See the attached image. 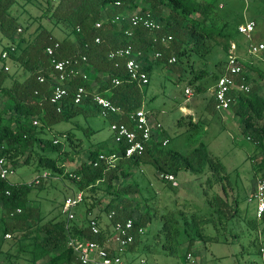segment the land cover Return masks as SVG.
<instances>
[{
    "label": "trees",
    "instance_id": "1",
    "mask_svg": "<svg viewBox=\"0 0 264 264\" xmlns=\"http://www.w3.org/2000/svg\"><path fill=\"white\" fill-rule=\"evenodd\" d=\"M43 1L45 7L42 15L35 20L39 23L36 27L37 36L23 37V34H20L19 38L23 45L21 47L18 45L15 51L9 54V58L13 61V71L8 73L3 70V66L0 67V97L3 102L0 108V157H4L12 168L20 164H29L34 157L37 170H48L52 174L64 175L71 179L76 191L83 193L82 203L87 206V216L92 213L90 210L94 206L102 204L105 200L102 209L106 213L104 227L101 217L98 214L94 215L99 221L100 240L111 234L115 222L131 218L134 242L127 249L137 243L138 235L157 217L154 208L148 205L147 197L141 196L138 199L132 195L136 190L139 191V186L137 181L128 183L126 180L135 170L141 164H149L162 181L175 187L163 176L170 174L175 178L180 170L201 174L208 168L210 171L206 177L208 187L220 184L223 194L215 192L207 195L206 202L210 207L208 212L192 209L188 201L179 203L181 208L178 211L168 209L161 214L162 221L156 235L162 237L161 247L169 255L176 254L183 243H186V251H188L195 242L217 241L220 238L219 232L231 230L229 222L238 214L239 204L236 196L230 200L227 195L226 183L229 182V177L225 173L224 165L208 153L203 142L199 143L192 154L185 155L178 151L167 150L165 148L167 144H162L163 139L160 138L161 132H159L156 138L146 144L142 153L122 157L115 166H108L103 161L97 165L93 162L99 153H123L124 144L89 148L85 161L80 158L78 152H75L73 157L64 159L61 156L65 152L63 143L55 137H62L69 145H73V133L56 130V136L48 137L47 131L59 121H69L77 115L86 117L99 113L90 96L78 104L73 103L72 99L75 87L83 85L89 88L94 80L102 83L98 92L125 111L141 107L140 87L147 83L138 85L128 78L123 67L115 68L112 60L106 57L110 49L131 44L135 50L141 51L145 58L147 54L157 50L161 52V56L154 58L153 62L173 66L183 56L188 58L192 54L205 56L211 50V44L208 43L211 37L218 35L230 38L234 31L227 29L224 21L217 23L216 20L220 17L214 13L212 4L204 0H142L145 5L140 11H149L153 20L160 25V29L150 31L138 27L131 40H128L123 33L127 26L126 22L114 23L113 17L117 13L127 11L128 8L137 7V0ZM116 1L120 5L110 8L109 6ZM14 3L15 0H0V31L12 41L18 37L15 35L18 25L23 24L11 11ZM105 17L107 19L103 21L101 27L96 28L95 22ZM43 22L59 27L67 26L72 31L74 40L70 39L68 34L61 40L54 38ZM27 28L24 26L25 30ZM164 34L172 35L167 46H163L157 40ZM96 36L100 38L98 43L94 41ZM154 36L157 37L156 40ZM50 38L59 42L60 46L55 53L57 58L76 60L86 73L85 79L80 75L70 74L68 80L71 89L63 101L60 112L56 111L54 105L49 102L55 73L44 48ZM85 44L87 48L84 47ZM230 44L229 41L223 44L222 50L227 56ZM80 53L87 55L85 62L79 59ZM171 56L175 57L174 62L168 61ZM227 56L225 60L219 59L215 62L216 71L211 72L215 83L225 73ZM153 62L144 66L148 76ZM241 62L245 69L243 75L237 77L238 82L249 85V90H234L229 108L238 118L245 139L262 155L261 161L255 166V173L264 177V173H258L264 168V96L260 94L258 86L250 85L247 71L251 69L257 71L262 76L263 83L264 72L244 64L242 60ZM20 69L22 75L15 77L14 74ZM204 74H207L206 71H202L199 76ZM40 75L44 77L43 82L39 81ZM99 76L105 79L102 80ZM114 77L120 79V84L114 85L111 82ZM195 90L199 93L202 86H198ZM106 118L110 122L120 119L116 115H108ZM34 119L37 121L35 124ZM52 154H57V157ZM119 178L122 180L121 183L116 181ZM6 189L10 190L9 195L4 192ZM30 190V184H11L6 179L0 178V235L3 240L11 241L4 254L11 257L9 249L17 246L15 256H24V259L31 264H37L39 261L42 264H82L67 244L65 218L53 217L41 222L42 217L37 215L36 207L31 205L28 198ZM142 204H146V210L136 215L135 211ZM16 208H20V212L10 216L9 213ZM112 210L114 216L108 218L107 214ZM87 216H85L86 220L81 216H75L71 220L69 233L72 236L93 238L86 227ZM260 219L264 221V217ZM210 221L216 229L215 236L205 233V226ZM5 232L11 233L9 239L3 238ZM186 253L185 257L189 252Z\"/></svg>",
    "mask_w": 264,
    "mask_h": 264
},
{
    "label": "rangeland",
    "instance_id": "2",
    "mask_svg": "<svg viewBox=\"0 0 264 264\" xmlns=\"http://www.w3.org/2000/svg\"><path fill=\"white\" fill-rule=\"evenodd\" d=\"M204 1L210 2L214 13L220 17L216 20L217 23L224 21L225 27L233 30L234 34L230 38L214 35L208 40L211 44L208 54L205 56L192 54L189 58L183 56L173 66L156 64L151 58V52L147 54L145 62L146 64L153 62V66L147 84L140 87L141 106L149 112L152 121L160 124V138L168 140L165 146L167 150L190 155L199 143L203 142L208 153L224 165L225 173L229 177V182L226 183L227 195L230 200L236 196L239 212L229 222L231 230L219 232L220 238L217 241L195 242L188 251L186 243H183L176 254H166L161 247L162 237L156 235L162 221L161 214L168 209L178 211L181 208L179 203L182 204L184 201H188L194 210L208 212L210 207L206 202L207 195L215 192L223 194L222 189L220 184L208 187L206 183V177L210 174L208 168L201 174L180 170L175 177L177 185L172 187L161 180L151 165L141 164L126 181L128 183L137 181L139 191L136 190L132 195L138 199L141 196L147 197L148 205L154 208L157 217L138 235L137 243L124 253L125 264H264L259 251L261 246L264 248V221L255 217V203L248 200L257 178L255 166L261 161L262 155L245 139L242 126L231 108L227 112L215 109L213 100L215 80L211 75V72L216 71L215 62L226 59L227 53L222 50L226 41L236 45L235 53L244 64L264 72V49L257 53L247 51L249 43L264 44V0ZM137 2V7L128 8L127 11H139L145 5L142 0ZM44 7L43 0H15L11 11L23 24L18 25L21 31L16 30L15 35L18 37L13 41L0 31V53L4 47L10 45L21 47L23 43L20 41V34H23V37L37 36L36 27L39 23L35 20L42 15ZM249 19L256 22L250 40L236 30L239 24ZM43 24L54 38L61 40L68 34L70 39L74 40V35L67 26L59 27L45 22ZM24 26L28 28L25 30ZM12 63L11 58L2 59L0 56V67L6 64L9 67L8 73L13 71ZM202 71H206L207 74L199 76ZM247 72L250 85L258 86L260 94L264 96L262 76L253 69ZM21 75V69L14 74L15 77ZM100 79L105 78L101 76ZM100 85L102 83L98 80L91 83L94 90H98ZM198 86H202L199 93L195 90ZM185 88L192 90L191 96H186ZM2 106L0 97V108ZM180 107L184 109L181 110ZM109 123L110 121L99 113L86 117L77 115L69 121L55 123L53 128L47 131V136H56V130L71 131L74 135L73 145H69L62 137H55L63 143L65 152L61 156L68 159L78 152L80 158L85 161L89 148L111 147L115 144ZM198 124L200 125L197 126ZM52 155L57 157V154ZM35 163L36 158L33 157L29 164H20L13 168L7 175V182L31 185L28 198L31 205L36 207L37 215L42 217L41 222L53 217L65 218V214L62 213L63 201L66 196L76 191L74 183L59 174L43 178L39 183L33 182L35 175L41 172L36 169ZM258 173H264V168ZM116 181L121 183L122 180L119 178ZM104 204L105 200L90 210L91 214H98L101 217L103 227L106 215L102 210ZM146 207V204H142L135 214L143 213ZM74 210L76 216L86 220V204L81 202ZM205 233L209 236L216 235V229L211 221L205 226ZM10 244V240H3L0 235V264H31L24 256H15L17 246L9 249L11 257L5 255ZM186 252L191 254L190 259H187V255L185 257ZM37 264L42 262L39 261Z\"/></svg>",
    "mask_w": 264,
    "mask_h": 264
},
{
    "label": "built area",
    "instance_id": "3",
    "mask_svg": "<svg viewBox=\"0 0 264 264\" xmlns=\"http://www.w3.org/2000/svg\"><path fill=\"white\" fill-rule=\"evenodd\" d=\"M56 1V0H52ZM120 3L116 1L109 7L113 8L119 6ZM102 20L95 22L96 28L101 27ZM126 22L127 26L124 28L123 33L128 40L134 37V33L138 27H143L150 31L160 29V25L155 22L149 11H125L117 13L113 17L114 23ZM256 27V22L253 19L246 20L245 22L237 26V30L240 34L245 36L248 40L251 39L252 32ZM18 31L21 29L18 28ZM155 37V36H154ZM157 37L154 38L156 40ZM172 39L171 34H164L157 39L163 46H167ZM95 43L100 41L99 36L94 38ZM59 42L50 38L49 43L45 46V54L49 57L50 66L55 73L52 78V90L49 96V102L54 105L56 111L62 110V105L68 91L71 89L70 82L68 80L70 74L80 75L83 79L86 78V73L82 67L76 63V60L69 58H57L55 56L56 50L59 48ZM87 48V44L84 45ZM237 49L236 45L231 42L229 48V54L227 56V62L225 66V73L222 74L213 86L214 95V107L216 110L223 112L227 111L230 107L232 92L234 90L248 91L249 85L243 82H238V76L243 75L244 65L242 64L239 56L235 53ZM264 49L263 43H249L248 53H257ZM15 51V47L10 45L1 50L0 56L2 59H7L9 54ZM152 59L160 57L161 52L154 51L151 53ZM106 57L112 60L115 68L123 67L131 81H135L138 85H143L148 82L149 76L144 66L146 64L145 57L141 51L135 50L131 44L126 46L110 49L106 53ZM79 59L81 62L87 60L85 53H80ZM169 62H174L175 57L171 56L168 59ZM9 67L3 65V70L7 71ZM39 81L43 82L44 77L39 76ZM111 82L114 85L120 84V79L117 77L112 78ZM184 93L187 97L192 95V90L189 88L184 89ZM90 96L93 103L97 107L99 114L106 117L108 115H116L120 117L117 121H111L109 128L112 133L114 145L124 144V152L118 153H99L93 164L97 165L99 162H105L108 166H115L116 162L122 157H130L134 154H140L145 149L146 144L156 138L157 134L161 132V126L159 123L151 120L149 112L141 107L132 110L125 111L121 107L115 105L108 97L100 94L98 90L92 89V87H85L79 85L74 88L73 91V103H81L84 98ZM181 110L184 107H180ZM33 123H37L36 119ZM249 139V137H247ZM167 139L162 140V144L166 145ZM122 155V156H121ZM12 166L8 164L4 157H0V178L6 179L9 172L12 171ZM52 176V173L48 170L39 172L33 178V182L39 183L43 178ZM167 181H170L173 186L177 185V182L173 175L166 174L163 176ZM5 194L9 195L10 190L6 189ZM249 201L255 203V217L260 219L264 217V177L257 176L255 180V186L251 192ZM83 201V193L81 191H75L72 194L65 197L63 201L62 213L65 214V229L68 232L67 244L71 247L73 254L82 264H125L123 255L129 245L134 242V235L132 233L133 222L131 218H127L123 221L115 222L112 226V231L109 236L99 239L101 234L99 221L92 215L88 214L86 227L87 230L93 236L92 239H86L80 236H72L70 231L71 220L75 218V208ZM20 208H16L9 215L20 212ZM114 216V211H109L108 218ZM11 237L10 232L3 234L4 239ZM261 257L264 260V248H259ZM191 258V254L187 255V259Z\"/></svg>",
    "mask_w": 264,
    "mask_h": 264
},
{
    "label": "crops",
    "instance_id": "4",
    "mask_svg": "<svg viewBox=\"0 0 264 264\" xmlns=\"http://www.w3.org/2000/svg\"><path fill=\"white\" fill-rule=\"evenodd\" d=\"M227 111H229V109H228ZM227 111H226V112H227Z\"/></svg>",
    "mask_w": 264,
    "mask_h": 264
}]
</instances>
